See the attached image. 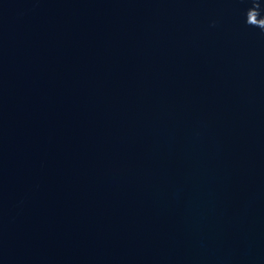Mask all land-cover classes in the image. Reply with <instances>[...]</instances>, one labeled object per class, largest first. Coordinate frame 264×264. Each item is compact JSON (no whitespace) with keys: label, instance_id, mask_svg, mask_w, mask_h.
<instances>
[{"label":"water","instance_id":"1","mask_svg":"<svg viewBox=\"0 0 264 264\" xmlns=\"http://www.w3.org/2000/svg\"><path fill=\"white\" fill-rule=\"evenodd\" d=\"M0 0V264H264V0Z\"/></svg>","mask_w":264,"mask_h":264},{"label":"clouds","instance_id":"2","mask_svg":"<svg viewBox=\"0 0 264 264\" xmlns=\"http://www.w3.org/2000/svg\"><path fill=\"white\" fill-rule=\"evenodd\" d=\"M254 3L257 4V5H259L258 3H256V0H254Z\"/></svg>","mask_w":264,"mask_h":264}]
</instances>
